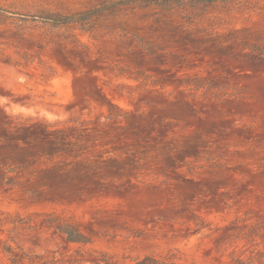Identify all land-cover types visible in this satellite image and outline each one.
<instances>
[{"label":"rangeland","instance_id":"374dc122","mask_svg":"<svg viewBox=\"0 0 264 264\" xmlns=\"http://www.w3.org/2000/svg\"><path fill=\"white\" fill-rule=\"evenodd\" d=\"M119 1L0 0V264H233L264 220V0Z\"/></svg>","mask_w":264,"mask_h":264},{"label":"trees","instance_id":"16d2710c","mask_svg":"<svg viewBox=\"0 0 264 264\" xmlns=\"http://www.w3.org/2000/svg\"><path fill=\"white\" fill-rule=\"evenodd\" d=\"M233 0H120L119 2H115L110 7H116V5H125V4H131V3H142V4H158V5H174L179 6L184 3H191V4H215V3H228L232 2ZM104 8L93 10L86 12L84 14H81L80 17L84 18H78L79 20H85L87 18L85 17H91L94 14L103 11ZM0 12L4 13L6 12L4 9L0 8ZM75 18H63V19H56L51 20L55 21L56 23H66L69 21H73ZM67 124L66 128L70 130H75V128L82 129L84 125L82 123H79V125H76L75 120H68L65 122V125ZM58 126V123L53 124V128H56ZM78 126V127H77ZM57 134L60 133L62 136L66 135V129H58ZM67 139L64 138L63 142H65ZM62 143L61 141L54 140V154L58 155L60 153V147ZM71 147L74 148V150H65L64 153L66 155H73L74 157L78 158L76 151H82L81 144L75 141L74 143L71 142ZM70 176L73 175V173L69 174ZM52 227V226H51ZM56 231L60 232L61 234L66 236V239L70 242H84L82 239V234L78 232L74 227L70 225H57L53 226ZM264 229V220L259 221L257 224H243L239 225L238 223H232L229 227L228 234L225 237L226 243L229 245L230 248H233L234 250L231 252L232 262L233 264H264V253L261 254V252L255 253V250L251 251V255L244 260L242 258L244 251L236 250L238 246H235L237 243L240 242H251L253 241L254 237L258 236L259 230ZM245 248V246L243 247ZM240 252V253H239ZM180 260L177 259V254L173 251H170L166 255L157 256V255H149L145 256L141 259H138L135 264H188V263H179Z\"/></svg>","mask_w":264,"mask_h":264}]
</instances>
